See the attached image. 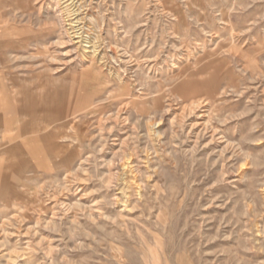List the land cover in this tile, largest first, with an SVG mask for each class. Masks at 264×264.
Masks as SVG:
<instances>
[{
  "label": "rangeland",
  "instance_id": "1",
  "mask_svg": "<svg viewBox=\"0 0 264 264\" xmlns=\"http://www.w3.org/2000/svg\"><path fill=\"white\" fill-rule=\"evenodd\" d=\"M0 264H264V0H0Z\"/></svg>",
  "mask_w": 264,
  "mask_h": 264
}]
</instances>
